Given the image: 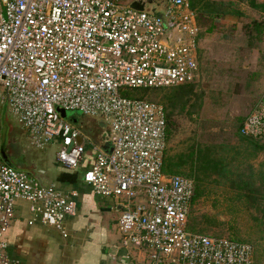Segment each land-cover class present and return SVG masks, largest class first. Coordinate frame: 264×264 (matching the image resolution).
Instances as JSON below:
<instances>
[{"label":"built area","instance_id":"built-area-1","mask_svg":"<svg viewBox=\"0 0 264 264\" xmlns=\"http://www.w3.org/2000/svg\"><path fill=\"white\" fill-rule=\"evenodd\" d=\"M133 1L0 0V89L8 110L32 146L56 144V162L68 172H77L88 142L94 156L82 182L116 200L119 247L136 264H254L251 243L187 229L194 179L163 171L165 108L121 94L125 87L198 82L195 10L188 0L146 2L160 17L131 7ZM58 109L103 120L107 149ZM240 131L264 142V92ZM76 197L0 157V264L15 263L3 234L18 201L28 204L29 224L68 237L65 221L75 216Z\"/></svg>","mask_w":264,"mask_h":264},{"label":"rangeland","instance_id":"rangeland-1","mask_svg":"<svg viewBox=\"0 0 264 264\" xmlns=\"http://www.w3.org/2000/svg\"><path fill=\"white\" fill-rule=\"evenodd\" d=\"M239 1L242 4L233 3V7L241 8L248 4L243 0ZM150 6L156 9L155 3L147 7ZM243 11L242 17H227V21L217 20L216 32L210 46L200 49L202 74L189 96L186 95L182 101L173 100L172 105L166 98L173 95L175 87L151 92L146 99L159 102L168 112H172L174 127L168 139V155L183 157L192 149L208 148L214 158L223 161L230 169L236 168L239 174L250 171L257 174L255 187L264 198V153L250 157L252 148L238 135V126L264 88V30L262 29L260 36H256L258 32L251 23L253 19L264 21V13L253 9ZM72 112L78 125L84 126L85 136L92 141L94 123L80 112ZM86 122L90 126L87 127ZM0 143L2 147L10 148L9 152L5 151L7 160L0 154L1 160L6 161V164L12 163L13 168L19 165L22 171L32 174L41 169L45 170L50 181L55 180L63 171L56 162V144H48L42 149L30 145L22 125L4 107L0 109ZM85 147L86 152L78 166V174L88 169L93 160L94 154L88 142ZM181 169L188 171L189 164ZM205 183L206 193L193 206L190 227L204 233L248 240L256 247L257 264H264V231H261L264 229V222H260L264 215L263 198L259 197L258 204L245 205L237 198V191L229 187L228 181L211 178ZM90 193L94 196L92 191ZM111 200L117 205L116 200ZM107 213H102L103 253H107L111 245H117L119 235L116 207H112ZM68 219L69 217L65 221V227L69 234ZM35 226L40 229L47 228L51 238L57 242L68 240L62 238L53 227L38 224ZM101 247L97 244L88 246L84 250L88 254L83 258L93 259V263L98 264L103 256ZM107 261L109 259L102 264H107Z\"/></svg>","mask_w":264,"mask_h":264},{"label":"crops","instance_id":"crops-1","mask_svg":"<svg viewBox=\"0 0 264 264\" xmlns=\"http://www.w3.org/2000/svg\"><path fill=\"white\" fill-rule=\"evenodd\" d=\"M243 1L248 3L246 7L243 6L244 8H236L235 6L232 7L233 3H239V0H224V3L226 5L229 4V6L224 8V15L220 17L219 20L227 21V17H242V15L244 14L243 9H253L257 11V9H255L250 4L249 0ZM240 4L242 3L240 2ZM233 8L238 12L236 15L231 14ZM215 25L210 33L204 32L202 33V35H199L197 54L201 68L202 66L200 61V49L208 48L210 46V41L213 40V36L216 32ZM202 30L204 31V28H202L200 31ZM263 92L264 88L260 92L258 98L254 101V103L260 97H262ZM2 107L8 110L6 95L0 89V109ZM24 133L26 135V138L28 139V142L30 143L27 132L25 130ZM5 151L9 152L10 148L7 149L5 147H2L0 143V154L2 158H4V160H7V154H5ZM259 153H264V151L258 152L257 154ZM7 164L11 167H14L12 163ZM58 166L60 165L58 164ZM15 169L22 170L19 165L16 166ZM61 169L63 170L61 172L66 171L62 167ZM27 172L32 177L39 179L44 183L55 184L59 189L63 191L75 190L77 192V214L73 217H69L68 219V226L70 230L68 237H62L61 234L57 232L62 238H68V240L57 242L56 240L51 238L49 233L50 231L47 228L40 229L39 227L35 226L36 224H42L38 222L32 224L28 223L30 220L28 204L23 201H18L15 207L13 222L5 232V235L3 234V240L7 244V252L9 258L15 261V264H94L93 259H88L87 257L86 259L83 258V256L88 254L84 250H86L88 246L93 247L95 244L101 247V242L104 241H101V234L103 235L104 230V218L102 213L110 212L112 210V207H116L114 201L112 202L111 200L112 198L101 197L96 194H94V197L90 193V191H92L90 186L82 182L80 176L81 173L78 174V172H76V185L68 182H60L57 180L58 176H56L55 180L50 181L47 179L49 178V176L46 174L45 170L42 169L39 170L38 173L34 174L29 171ZM116 209L118 216L119 210L118 208ZM107 215L105 216V218H107ZM106 224H108V220ZM119 240L120 239L118 235L117 245H111V249L109 248L110 250L107 253H103L104 248L101 247L100 251L103 253V256L98 264H102L108 259L109 261H107V264H136L135 260L132 258L133 255L132 257H127L126 251L119 247Z\"/></svg>","mask_w":264,"mask_h":264},{"label":"trees","instance_id":"trees-1","mask_svg":"<svg viewBox=\"0 0 264 264\" xmlns=\"http://www.w3.org/2000/svg\"><path fill=\"white\" fill-rule=\"evenodd\" d=\"M188 1L191 8L195 10L198 26L200 27V29L204 28V31L203 30L200 31L199 35L200 34L202 35V33L204 32L210 33L214 25L217 23V20L224 15V8L229 6V4L226 5L224 3V0H188ZM249 2L255 9H257V12L264 13V0H259V1L249 0ZM237 13H238L237 10L233 8L231 14L236 15ZM251 23L254 26V29H256L257 32L259 33V34L257 33L256 36H260L262 33V29L264 30V21L261 22L256 19H253ZM195 84L197 83H187V84L179 85L176 88L173 87L175 88L176 91L173 93L172 96H169L166 99L169 102H171L172 105L174 104L173 100L182 101L186 97V95L189 96L192 93ZM159 89H163V88L138 89V88L125 87L122 89L121 94L122 96H125L127 98H138V99L151 101L146 99V96L151 92H154ZM165 115H166V123H167L166 133H167V142H168L169 135L171 134L172 129L174 127V123L172 121V112L170 111L168 112L166 108H165ZM240 127L241 124L238 126V135L245 143L249 144L248 146L252 148L251 154L249 156L252 157L256 155L258 152L264 151V142H262V140L258 138H253L250 136L243 135L240 131ZM166 149L164 151L163 171L167 174L182 175L194 179L193 194L190 203V212L188 215V223H187V229L190 232H197L205 235L225 236V235L204 233L195 230L194 228L192 229V226L190 227L189 224L190 215L193 206L200 197L205 195L206 193L205 182L207 180H210L211 178H214L215 180L228 181L229 187L237 191V198L239 200H242L245 205L252 206L258 204L259 197L263 198V195L259 191H257L256 190L257 188L255 187L256 180L258 179L257 174H255L253 171H250L248 173L242 172L239 174L236 168L230 169L227 164L223 163V161L214 158L213 157L214 154L212 152H209L208 148L206 150H204L203 148L199 150L192 149L187 155L183 157L170 156L167 154ZM185 164H189L188 171L181 169V167L184 166ZM57 180L60 182H68V183H72L73 185H76L77 173L68 172V171L60 172L58 174ZM263 202H264V198H263ZM256 220L259 219L256 218ZM260 222H264V215L262 216V220L260 219ZM207 224H210V222H208ZM261 231H264V229ZM225 237L251 243L254 248V258H255L254 264H257V258L255 255L256 247L252 242L244 239L234 238L231 236H225Z\"/></svg>","mask_w":264,"mask_h":264},{"label":"water","instance_id":"water-1","mask_svg":"<svg viewBox=\"0 0 264 264\" xmlns=\"http://www.w3.org/2000/svg\"><path fill=\"white\" fill-rule=\"evenodd\" d=\"M146 2H152V0H135L133 1L130 6L135 8V9H138V10H143V9H147V10H150L152 11L154 14L162 17L163 14L161 12H158L155 8H149L147 7L145 4ZM58 112L60 113V115L63 117V118H66V119H69L72 123H75V124H78L77 123V120L73 117V112L72 111H66V110H63V109H58ZM91 122L94 123V125L92 126L93 128V137L96 139V140H99L101 141V146L105 149H107L108 147V143L107 140L111 138V134L109 132H107L104 127H105V122L103 120H95V119H91ZM86 125L87 127L90 126L87 122H86ZM104 140V142H102ZM81 141V139H80ZM120 207H118L119 209Z\"/></svg>","mask_w":264,"mask_h":264}]
</instances>
